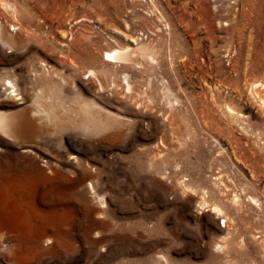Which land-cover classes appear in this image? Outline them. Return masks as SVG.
Instances as JSON below:
<instances>
[{
	"label": "rangeland",
	"instance_id": "rangeland-1",
	"mask_svg": "<svg viewBox=\"0 0 264 264\" xmlns=\"http://www.w3.org/2000/svg\"><path fill=\"white\" fill-rule=\"evenodd\" d=\"M0 23V114L36 122L0 134L33 217L0 264H264V0H0Z\"/></svg>",
	"mask_w": 264,
	"mask_h": 264
},
{
	"label": "bare ground",
	"instance_id": "bare-ground-1",
	"mask_svg": "<svg viewBox=\"0 0 264 264\" xmlns=\"http://www.w3.org/2000/svg\"><path fill=\"white\" fill-rule=\"evenodd\" d=\"M9 6V5H7ZM11 8V6H9ZM0 42L4 46H8L10 48H17L16 47V38L10 37L9 34H7L5 27L0 23ZM135 50V49H134ZM88 58V57H86ZM105 60L111 61V62H130L133 61L132 58V51L130 48L124 49V50H114L111 52H108L105 54ZM90 76H93L97 82L100 89H106L104 86V82L102 81L100 72L97 73L96 71L92 70L89 72ZM12 84V83H10ZM132 86V85H131ZM131 86L129 87L131 89ZM133 90V88H132ZM131 91V90H130ZM104 92V91H103ZM139 92V91H137ZM94 106V104H93ZM85 109L88 108L87 104L84 105ZM83 107V108H84ZM92 107V106H91ZM97 108V107H95ZM93 109V107H92ZM98 109V108H97ZM88 110V109H87ZM38 112V111H37ZM92 112V111H91ZM96 112V111H95ZM35 113V112H34ZM22 114L15 115V116H7L5 114H0V134L7 138H13L16 139L21 134L28 132V127H35L36 124L35 120L28 121L25 119V121L20 120ZM98 118H102V112L101 109L97 110ZM111 115V114H110ZM100 116V117H99ZM112 116V115H111ZM110 119V118H109ZM112 120V119H111ZM110 120V121H111ZM114 124L119 123L118 117H113ZM110 124V123H109ZM113 124V123H112ZM98 125V124H97ZM27 129H26V127ZM90 127V126H89ZM95 127V126H94ZM120 127V126H119ZM104 128V127H103ZM102 128V129H103ZM118 129V128H117ZM101 129L98 127L96 131H100ZM115 131V130H113ZM100 134V133H99ZM26 136V134H25ZM28 136V135H27ZM31 136V135H30ZM28 138V137H27ZM20 140V139H19ZM45 160V159H44ZM43 161V160H42ZM84 165V164H83ZM60 168V167H59ZM40 170V169H39ZM86 170V168H85ZM53 172V171H52ZM85 172V171H84ZM92 173V172H91ZM56 174V173H55ZM94 174V173H93ZM88 175V174H87ZM53 178V177H52ZM8 179V178H7ZM56 180V179H55ZM6 182V181H5ZM4 182V183H5ZM23 185V184H22ZM33 185V184H32ZM90 185V184H89ZM88 185V186H89ZM21 188V187H20ZM26 189V188H25ZM90 189V188H89ZM88 189V190H89ZM14 187L9 185L6 186H0V239L8 238L10 239V234H22V235H28L31 232V229L33 227V217L29 215V213H26L23 210H20L13 199L14 195ZM93 191V190H92ZM24 194V193H23ZM95 195V194H94ZM16 196V195H15ZM23 198V197H22ZM25 199V198H24ZM31 200V199H30ZM35 203V201H34ZM98 206L99 202H98ZM26 207V206H24ZM101 207V206H100ZM19 210H18V209ZM216 209V208H215ZM217 211L220 213L219 208ZM34 214V213H33ZM221 214V213H220ZM36 215V214H35ZM104 216V215H103ZM46 217V216H45ZM45 223V222H44ZM42 225V224H41ZM44 225V224H43ZM35 226V225H34ZM61 229V228H60ZM46 230V229H45ZM33 232V231H32ZM45 232V231H44ZM43 234V233H42ZM21 235V236H22ZM44 235V234H43ZM51 235V234H50ZM40 236V235H39ZM37 237V236H36ZM44 237V236H43ZM49 237V236H48ZM51 237V236H50ZM15 238V237H14ZM23 239V238H22ZM27 239V238H26ZM24 240V239H23ZM13 242V241H12ZM37 242V241H36ZM48 243H52L51 238L47 241ZM21 244V243H20ZM27 244V243H26ZM46 244V243H45ZM44 244V245H45ZM40 245V244H39ZM15 246V243H14ZM41 248L43 247L42 244L40 245ZM16 247V246H15ZM5 248V247H4ZM28 248V247H27ZM38 248V247H37ZM15 249H17L18 253L20 251V246L18 245ZM14 251V250H13ZM16 251V252H17ZM38 251V250H37ZM36 252V250H35ZM8 253V252H7ZM11 258V257H10ZM14 260V259H13ZM156 264H164L167 260L159 259L156 260ZM145 262V261H143ZM147 263V262H146ZM149 263V262H148ZM151 264V262H150ZM167 264V263H166Z\"/></svg>",
	"mask_w": 264,
	"mask_h": 264
}]
</instances>
